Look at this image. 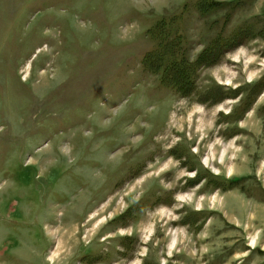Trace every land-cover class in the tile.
<instances>
[{
  "label": "rangeland",
  "instance_id": "1",
  "mask_svg": "<svg viewBox=\"0 0 264 264\" xmlns=\"http://www.w3.org/2000/svg\"><path fill=\"white\" fill-rule=\"evenodd\" d=\"M0 264H264V0H0Z\"/></svg>",
  "mask_w": 264,
  "mask_h": 264
},
{
  "label": "bare ground",
  "instance_id": "2",
  "mask_svg": "<svg viewBox=\"0 0 264 264\" xmlns=\"http://www.w3.org/2000/svg\"><path fill=\"white\" fill-rule=\"evenodd\" d=\"M179 120H180V117L178 116L177 117V122H179ZM180 123H181V120H180ZM177 130V129H176ZM180 132H182V130L180 131ZM165 139V138H164ZM227 149V148H226ZM225 154V153H224ZM224 156V155H223ZM222 156V157H223ZM104 209V208H103ZM105 211V210H104ZM107 211V210H106ZM100 212V211H99ZM98 211H97V213L96 214H94V215H91V218H92V220L90 221V223H92V222H96V219H98L100 216H101V213L103 212H100L99 213ZM98 221V220H97ZM63 229H60V231H62ZM76 231V232H75ZM91 231V230H90ZM80 234H81V232H80V230H79V228H77V227H72V228H70L69 230H67V232L66 233H63L62 235H61V240H60V242H59V246H60V249H62V248H66V247H68V246H70V245H73V244H75L74 242H76V241H79V237H80ZM91 237V236H90ZM80 241H81V239H80ZM60 252V251H59ZM58 255V252L54 255V256H57ZM54 256H53V258H54Z\"/></svg>",
  "mask_w": 264,
  "mask_h": 264
}]
</instances>
